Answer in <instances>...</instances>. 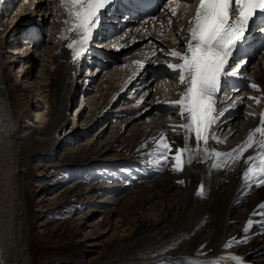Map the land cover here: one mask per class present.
<instances>
[{
  "label": "bare ground",
  "instance_id": "bare-ground-1",
  "mask_svg": "<svg viewBox=\"0 0 264 264\" xmlns=\"http://www.w3.org/2000/svg\"><path fill=\"white\" fill-rule=\"evenodd\" d=\"M5 1L0 0V17L5 12L4 17H6L8 11L13 9L14 4L7 3L3 7ZM21 2L19 5V11L23 14L21 16H24V13L27 16L35 13V18L26 16L28 21L22 24L25 26L28 23L39 24L40 29L37 27L29 29L23 25L20 29L18 28L21 23L19 20L15 25L7 26L4 31H0V264H33L32 257L29 255L27 221V209L31 198L29 185L26 183L27 175L24 174L23 169V150L25 149L23 141L25 137L33 140L34 145L40 146L42 156H46L51 150L58 151L62 147V142L58 144L60 138L57 137L58 149L53 142L57 131L62 127L61 124H64L66 120L65 116L72 103V96H76L74 73L77 71V75H80L79 70L86 66H81L82 59L73 61L72 52L66 46L75 38V34L65 31L64 21L67 17L64 9L60 7L59 0H35L33 3L30 0H21ZM35 2L37 5H32ZM190 3L195 9L196 0H190ZM111 10L112 7L105 15H109ZM51 13L55 17V39L49 41L50 45L48 44V50H46L53 55L47 72L50 82L46 86L49 88L47 90L49 113L46 116L48 118L50 115V119H46L42 130H29L26 129V122L22 117L33 110V103L29 99L33 92H40L38 88L40 82L32 87L29 82L31 72L28 71L19 75L21 77L19 81L22 80L25 89L32 88L31 93L17 86V81L12 80L9 71L16 65L17 60L9 61L8 67L7 63L2 62L3 40L4 35L6 38L11 32H17V36H19L18 32H24L26 38L22 39L29 40V43H24L27 48L30 42L34 43L30 52L26 51L25 54L21 53V56L15 57V59H22L20 67L25 71L26 67L33 65L32 53L40 44V40L34 33L44 29L46 16ZM170 19L171 24H169ZM183 22L184 19H179V16L174 15L173 12L169 15L163 13L147 25L140 27L138 23L128 25L118 38L116 32L111 35L110 39L115 45V50L111 56L105 54L107 65L102 67L100 73L106 72L109 66H115L121 62L120 71L113 73L112 76H110L111 72H107L108 74L105 73L101 78V87H99L105 88L103 92H106V95L98 96L99 100L103 99V103L97 107L98 113L96 112V115L92 113V118L88 119L86 131L98 126L99 121L104 122L106 127L111 120H114V125L118 123V126L112 128L108 136L110 140H104L102 150L90 141L89 145H79L77 148L82 146L80 153L76 155V152L71 157L74 160L86 159L84 163L82 161L78 164L77 160L74 162H77L79 165L77 168L81 170L80 176L76 178L78 181L75 180L80 187L90 181L89 177L94 176L91 175L94 169L100 168L104 169L98 179H105L111 185L99 188L87 186L88 189L84 192H80L78 185H73V189H66L55 202L51 203L55 206L63 201L74 200L75 197H72L76 194L75 196L80 195L81 200L82 198L88 200L87 205H90V198L93 195H89L94 190L103 192L104 195L108 193L112 198L121 191L125 193L118 199H112L114 204L111 208H106L105 205L100 207L106 208L102 214L103 223L93 228L95 232L92 237H99V234L105 230L111 231L112 234L118 233L117 225L121 226L123 233L118 234L104 247L98 245V238L88 241L89 244L86 242L87 246L93 250L102 249L97 257L90 259L91 264H213L217 256L214 253H221L232 245L237 246L236 252L256 260L253 261L254 264H264V208H261V205H264V186H257L255 181L246 183L243 179L246 168L249 164L255 163L245 164L244 160L249 155H256V146L244 151L237 163L224 155L243 145L249 133L260 124V113L264 112V54L253 64L242 69L238 75L229 77L227 86L222 87L218 93L216 108L226 116L223 119L218 117L213 128L217 141L210 140L209 143L221 154L220 157L213 156L201 161L194 153L192 163L189 164L188 156L185 154L183 170L173 171L174 161L171 156L175 154L176 148L183 146L184 132L179 128L173 130V127L181 124L182 121L177 114L178 108H173L168 102L179 99L177 93L182 92L183 86L179 84L178 77L167 68V63L172 60L168 51L171 49L179 51L172 47L183 45L184 37L180 32ZM1 29L2 25H0ZM62 36L68 38L62 39ZM172 38H175V41ZM15 40L17 38L13 39ZM124 43L128 45V48L120 53L117 52L120 46H125ZM131 43L132 46H130ZM4 46L6 47V44ZM11 53L14 54V52ZM137 61L143 64L136 63ZM87 63L90 64V61L87 60ZM146 75L152 78V82L147 85ZM124 76L121 88L123 84H126L128 90L130 87L146 85L143 91L149 92L147 97L142 96L138 99L142 92L135 90L132 93L130 90L131 92L125 93L126 89L120 91L121 88L114 87L116 80L118 83ZM82 77L87 83L93 75L86 72L84 76H80ZM23 79L26 80L23 81ZM139 80L143 82L136 84ZM155 83L158 88H154ZM244 83L249 85L247 91L243 90ZM253 83L257 84L261 91H254L250 87ZM107 91L110 93L109 96ZM98 92L100 91L96 88L97 95ZM87 94L83 92L81 102ZM131 96L135 97L130 100ZM250 96L262 98L261 102L258 104L255 100L248 99ZM120 105L127 107L122 108ZM116 107L120 109L109 112ZM84 109L85 106L79 115L84 112ZM127 110L130 112H125ZM41 113L37 112V115ZM224 119L226 121H223ZM106 129H102V132L98 134L99 137L104 136ZM124 130H127V134L122 137L120 133ZM225 130L228 131L223 133ZM86 131L84 127L79 128L70 134L69 139L78 143L83 139L81 137ZM219 131L220 134H218ZM161 134L165 135L168 141H175L172 145L173 151L169 153V158L166 160L160 156L155 143L160 139ZM222 135L225 137L220 139ZM118 137L120 139H117ZM254 139L258 141L259 134ZM189 146H195L194 133L189 140ZM91 155H101L105 158H90ZM63 157L65 156L61 155L62 163L65 162ZM114 158L119 160L116 161ZM96 159L102 161L95 163ZM214 164L218 166L213 167ZM88 167L90 169L85 172L84 170ZM82 174L87 177H83ZM201 190L203 195H197V192ZM92 205L99 208V204ZM83 217L88 218L85 214ZM114 219L120 221L113 223ZM76 222V220L63 222L57 229L67 233H57V238L69 236L74 239L81 228L80 225H76ZM78 246L82 250L87 247L82 244ZM96 246L99 248L97 249ZM209 248L214 250V253L213 251L204 252L211 253L209 258L197 257L201 251ZM124 260L128 262L125 263ZM70 262L68 263L65 258H54L51 264H81L82 261L78 259Z\"/></svg>",
  "mask_w": 264,
  "mask_h": 264
},
{
  "label": "rangeland",
  "instance_id": "rangeland-1",
  "mask_svg": "<svg viewBox=\"0 0 264 264\" xmlns=\"http://www.w3.org/2000/svg\"><path fill=\"white\" fill-rule=\"evenodd\" d=\"M31 1L33 3L35 0H31ZM12 8L13 9L8 11V13L6 14V17H4L6 12L2 14L1 17H4V18L0 19V25H2V29L0 31H4V29H6L7 26L10 27L12 25H15L19 20L20 22H25L29 17L32 19L35 18L34 16L35 13L34 15L32 14L28 16L27 14L25 15L24 13V16H21L23 14L21 13V11H19L20 7L16 3L13 5ZM26 16L28 18H26ZM18 17H20V19ZM23 18L25 19L23 20ZM45 21L46 22L43 25L44 29L39 32L40 33L39 47L34 49V51L37 53H35L34 51L32 53L34 55L33 65L30 66L31 64H29L30 67H26L25 71H23L24 68L22 67L19 68L18 65L12 66L11 69L8 68L10 71V76L12 77V80L17 81V86L19 88L22 87L24 90H27L30 93L32 91V88L25 89L24 88L25 85L24 83H22V80L19 81L21 79L20 77L21 74H23L24 72L26 73L28 71L31 72L29 82L32 87L35 84L38 85V82H40L38 86V88H40V92L38 93L33 92L31 99H29L33 103L32 109L34 111L33 110L30 111V113L26 114L27 116L22 117L24 118V121L26 122L25 123L26 129H29V130L30 129L42 130V128L45 126L46 119H50V115L48 116V118L46 116V114L49 113L48 96H47L48 94L47 90L49 88H46V86H47V83L49 84L50 82L49 74L47 72H48V69L50 68L53 55L50 54L51 52L49 53V51H46V50H48V44L50 45L49 41H53L55 39V36H54L55 17H53L51 13L46 16ZM29 25L30 23L27 24V26ZM11 33L6 38L4 35L3 50L1 54L2 62L7 63L6 64L7 67H8L9 61L17 60V58L15 59L16 56L14 54H17L20 51V50L19 51L17 50L18 52L15 51L13 55L7 52V49L4 46V44H8L6 46L9 47L12 42H15L14 45H16L18 41H20V37L16 36V32L12 34ZM35 36H37V34ZM1 38H3V36ZM7 38L9 39L7 40ZM15 38H17L18 41L17 40L13 41V39ZM26 41L29 42V40H26ZM18 47H19V43H18ZM23 49L25 52H22V53L25 54L26 50L29 48L25 47ZM22 57L24 58V55ZM114 68L116 67L114 66ZM119 71H120V68H118V70L115 69L114 71H106V72H102V74L100 73L101 75L98 76L96 80L94 81L95 84L93 83L94 85L92 84L91 86L92 88L91 87L89 88L90 91L88 90V94L85 96L83 100L84 102L83 101L81 102L82 98H77V96H74V97L72 96V99H71L72 103L68 109V112H70V115L69 113H67V115L65 116L66 120L64 124H61L62 127L57 131L56 138L53 142V145L56 146L57 148V137L61 139L58 141L59 142L58 144L62 142L61 143L62 147L58 151L51 150L50 152H47L46 156H42L40 152V146L38 144L34 145L33 140H30L29 137L24 138L23 144H24L25 149L23 150V156H24L23 169H24V174L27 175L26 183L29 185V189H30L29 195L31 198L30 206L27 209V221H28V232H29L28 239H29V246H30L29 255L32 257L33 264H51V261L54 258H58V259L65 258V260L68 263L70 261H77L78 259H80L82 261L80 262L81 264H91L90 259L92 260L94 257H97L99 255V252H101L102 249L93 250L91 247L87 246L86 242L91 241L93 239L96 240L98 238L97 240L98 245H101L102 247H104L106 244H109L110 241H112V239L116 237L118 234L122 235L123 233L121 226L117 225L116 227L118 229V233L112 234L111 231L109 232L108 230H105L104 232H102V234H99V237H92L93 232H95L93 228L97 224L103 223L102 214H103L104 209L111 208L113 206L114 202H112V199L115 200V199H118L124 196L125 193L122 191L120 194L116 193L115 195L117 196L113 195V198H112V197H109L110 195L108 193L104 195L103 192H98V190L97 191L94 190L89 195V196L93 195L92 198H90V203H91L90 205H87V203L89 202L88 200H84V198H82L83 200H81V198L79 197L80 195L75 196L76 194L72 197V198L75 197L74 200L71 199L67 202L63 201L60 205H55V206L51 205V203L55 202L64 193L66 189L68 188L73 189V185L75 186L78 185L79 190H81L80 192H84L85 189H88L86 188L87 186H93L94 188H99V187L111 185V183L107 182L105 179H102V180L98 179L100 178L99 174H101L103 172L102 170L104 169V168H100L96 170L94 169V171H92L91 173V175H94V176L89 177L90 181L85 183V185H81L80 187L79 184L76 183L75 181L77 180L76 178L80 176L79 172L81 171V170L79 171L77 166H79L78 164L82 161H83L82 163H84V160L86 159H83V160L76 159L78 162L77 164V162L74 163L76 160H74L71 157H73L72 154L76 152H77L76 155L79 154L81 151V147L84 146L83 144L89 145L90 141L92 143L94 142L93 144H96V147L100 149L104 148L103 147L104 140L109 141L110 139H108V136H110L112 128H115L118 126V123H115L117 125H114L113 123L114 120H111L107 124L108 129H106L107 126L106 127L104 126V122L102 123V121H99L98 126L94 127L91 130L86 131L87 130L86 123L88 119L92 118L93 114L96 115L98 113L97 107H99L103 103V99L99 100L98 96L106 95L105 94L106 92H103L105 88L104 87L100 88L101 87L100 84L102 81L101 78L104 77L105 73L108 74L109 72H111L112 74L110 76H112L113 73L119 72ZM32 79L34 80L36 79L37 81L36 80L33 81ZM25 80L23 79V81ZM117 81L118 80H116L114 87L116 86V84H118ZM32 82L34 84H32ZM156 83L154 84L155 86L154 88H158V86H156ZM117 87H120V86L118 85ZM96 88H98V90L100 91L98 92L99 93L98 95L95 93ZM107 93H108L107 96H109L110 95L109 91H107ZM147 94L148 92H143L140 96H138V99L142 97L143 95L144 97H146ZM95 96L97 97L95 98ZM89 97H90V100H88ZM131 97L132 98H130V100H132L135 96H131ZM80 102L82 103L81 106L79 105ZM84 106H85L84 112H82V114L79 115V112L81 111V109L84 108ZM121 107L123 108L124 106H121ZM113 109L117 110L120 108L119 107L112 108L110 109L109 112L113 111ZM37 112L38 113L42 112V113L41 115H37ZM125 112H130V110H127ZM77 113L79 115V120H78V116L74 118V115ZM73 118L76 121L72 120ZM77 120H78V123H77ZM79 122L81 125L79 124ZM82 127H84V131H86L85 135L81 137L83 139L78 141V143H74L73 140L69 139L70 134L73 131L79 128H82ZM101 127H103L102 128L103 130L106 129V133L103 134L104 136L102 138L99 137L100 135H98L100 132H102ZM126 131L127 130H124L122 133H120V135L122 137L125 136V134H127ZM117 139H120V137H118ZM79 145H82V146L77 148ZM110 147H113V146L110 145ZM111 153L112 152L110 151V154ZM61 155L65 156L63 157L65 161L63 163H62ZM100 157L103 159L105 158V156H101V155H91L90 158H100ZM111 157H114V156H111ZM69 160L70 162H68ZM118 160L119 159H116V161ZM100 161L102 160L96 159L94 162L99 163ZM89 169L90 167L86 168L84 171L88 172ZM83 177H87V176L83 175ZM92 204H99V208H95V205H92ZM102 205H105L106 208L105 207L100 208ZM84 214L88 218H84L83 217ZM75 220L77 221L76 225H80L81 227L80 232L76 235V237L74 239L70 238L69 236L68 237L63 236V237L57 238L56 236L57 233H60V232L67 233L66 231H59L57 228L65 221H75ZM118 221L120 220L115 221L114 219L112 222L116 223ZM79 244H82L83 246H87L85 247V249H83L84 251L79 248L78 246ZM236 247H237L236 245H232L230 248L223 250L221 253H214V250L212 248L204 249L197 255V257L198 258H204V257L209 258L210 257L209 255H211V253L208 254L204 252L213 251V253L217 255L215 256V259L220 255V258L224 262H228V264H237V261L230 259V257H239L242 260L243 264H254L253 261H256V260L249 259L243 256L238 251L236 252L237 250ZM96 248L98 249L99 246H96ZM124 262L127 263L128 261L124 260Z\"/></svg>",
  "mask_w": 264,
  "mask_h": 264
},
{
  "label": "snow or ice",
  "instance_id": "snow-or-ice-1",
  "mask_svg": "<svg viewBox=\"0 0 264 264\" xmlns=\"http://www.w3.org/2000/svg\"><path fill=\"white\" fill-rule=\"evenodd\" d=\"M59 2L67 17L64 21L65 31L75 34V38L66 45L75 61L86 53L93 33L115 0H59ZM172 11L175 15V10ZM171 23L170 19L169 24ZM256 26L264 27V0H198L195 14L189 21L185 35L184 51L175 49L168 51L172 60L167 63V68L178 77L179 84L183 86L182 92L177 93L179 99L168 102L173 108H178L177 114L182 121L181 124L174 126L173 130L179 128L184 132L183 146L176 148L175 154L171 156L174 161L173 171L183 170L185 154L188 156L189 164L192 163L194 153L201 161L213 156L220 157L221 154L209 143L210 140L217 141L213 128L218 117L223 115L216 108V100L222 86H227V79L238 74L240 65L237 63L239 60L237 54L243 50L248 36ZM136 63L143 64L141 61ZM250 87L254 91H261L255 83ZM248 99L259 104L262 98L250 96ZM193 133L195 146L190 147L189 140ZM257 134L260 137L258 141L254 139ZM155 143L160 156L168 159L175 141H168L167 137L161 134ZM254 145L257 149L256 155H249L244 162L255 163L249 164L243 173V179L246 183L255 181L257 186H264V112L260 113L259 126L249 133L244 144L224 155L237 163L243 152ZM197 195L202 196V190L198 191ZM261 208H264V205H261ZM230 259L236 260L237 264H243L239 257Z\"/></svg>",
  "mask_w": 264,
  "mask_h": 264
}]
</instances>
